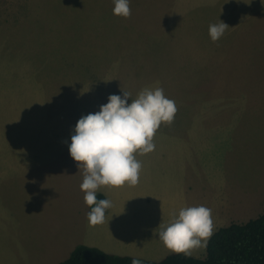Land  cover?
<instances>
[{
    "label": "rangeland",
    "instance_id": "374dc122",
    "mask_svg": "<svg viewBox=\"0 0 264 264\" xmlns=\"http://www.w3.org/2000/svg\"><path fill=\"white\" fill-rule=\"evenodd\" d=\"M182 6L130 0L122 18L113 0H0V264H57L78 244L159 260L174 251L158 226L183 207L209 208L212 233L264 210V8L213 42L203 22L174 25ZM155 87L173 121L134 154L138 184L97 191L112 207L92 226L72 130L110 95Z\"/></svg>",
    "mask_w": 264,
    "mask_h": 264
},
{
    "label": "clouds",
    "instance_id": "9594fccd",
    "mask_svg": "<svg viewBox=\"0 0 264 264\" xmlns=\"http://www.w3.org/2000/svg\"><path fill=\"white\" fill-rule=\"evenodd\" d=\"M113 15L131 16L130 0H113ZM210 24L208 34L218 41L229 28L223 21ZM131 93L110 95L99 111L79 118L70 137L68 151L83 168L81 191L90 207L87 220L95 226L105 222L106 210L112 207L108 199L97 200L102 186H135L139 182L141 163L135 153L147 154L155 149L153 137L162 123H171L177 111L175 102L165 97L160 87L145 88L134 100ZM211 210L203 205L183 207L167 224H159L158 239L176 253L190 254L206 246L212 235ZM203 242V243H202ZM132 264H140L133 260Z\"/></svg>",
    "mask_w": 264,
    "mask_h": 264
},
{
    "label": "trees",
    "instance_id": "16d2710c",
    "mask_svg": "<svg viewBox=\"0 0 264 264\" xmlns=\"http://www.w3.org/2000/svg\"><path fill=\"white\" fill-rule=\"evenodd\" d=\"M96 198L106 199L101 192L96 193ZM205 247L203 257L171 252L159 260H149L78 244L57 264H132L134 259L140 264H264V210L243 223L232 222L217 228Z\"/></svg>",
    "mask_w": 264,
    "mask_h": 264
},
{
    "label": "crops",
    "instance_id": "0c3cea01",
    "mask_svg": "<svg viewBox=\"0 0 264 264\" xmlns=\"http://www.w3.org/2000/svg\"><path fill=\"white\" fill-rule=\"evenodd\" d=\"M181 3H186V7L182 6L180 11L172 10L170 15L173 17L174 25L179 28L184 27L182 23L199 21L203 22L205 26L218 23V19L226 23L229 28L225 31V35L240 36L247 29H251L259 22L255 14L259 13L264 8V0H173ZM240 27V30H233ZM175 30V29H174ZM228 42V41H227ZM184 191V189L182 188ZM103 193V192H101ZM104 194V193H103ZM105 195V194H104ZM106 197V195H105ZM107 199V197H106ZM147 201V200H146ZM106 210V213H108ZM60 236V235H59ZM66 236V235H65ZM61 245L68 243L66 236ZM156 244V248H157ZM161 248L168 249L163 243L159 245ZM60 247L56 251V255L61 251ZM65 251L67 248L64 246ZM125 248H119V255H126L123 251ZM127 250V248H126ZM131 250V249H130ZM164 251V250H163ZM171 253V252H170ZM164 257V256H163Z\"/></svg>",
    "mask_w": 264,
    "mask_h": 264
}]
</instances>
